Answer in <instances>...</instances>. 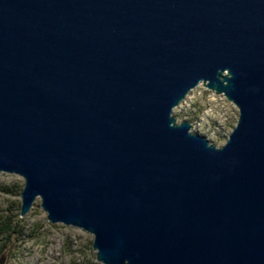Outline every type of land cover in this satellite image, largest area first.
Here are the masks:
<instances>
[{"label":"water","instance_id":"obj_1","mask_svg":"<svg viewBox=\"0 0 264 264\" xmlns=\"http://www.w3.org/2000/svg\"><path fill=\"white\" fill-rule=\"evenodd\" d=\"M239 109L223 146L174 110ZM103 264H264V0H0V173Z\"/></svg>","mask_w":264,"mask_h":264},{"label":"rangeland","instance_id":"obj_2","mask_svg":"<svg viewBox=\"0 0 264 264\" xmlns=\"http://www.w3.org/2000/svg\"><path fill=\"white\" fill-rule=\"evenodd\" d=\"M174 115L179 122L190 121L192 131L205 135L218 146L228 140L239 119L238 107L203 84L193 89ZM25 179L17 174L0 173V216H12L21 230L19 249L0 264H103L97 260L94 235L63 223H53L38 197L25 216L20 215Z\"/></svg>","mask_w":264,"mask_h":264},{"label":"trees","instance_id":"obj_3","mask_svg":"<svg viewBox=\"0 0 264 264\" xmlns=\"http://www.w3.org/2000/svg\"><path fill=\"white\" fill-rule=\"evenodd\" d=\"M12 216H0V257L11 259L19 249L21 230Z\"/></svg>","mask_w":264,"mask_h":264}]
</instances>
